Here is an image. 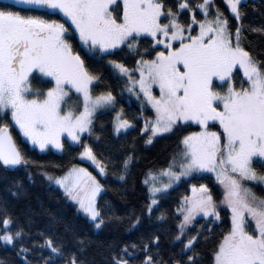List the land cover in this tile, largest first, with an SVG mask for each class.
Instances as JSON below:
<instances>
[{
    "label": "snow or ice",
    "instance_id": "6c2138e0",
    "mask_svg": "<svg viewBox=\"0 0 264 264\" xmlns=\"http://www.w3.org/2000/svg\"><path fill=\"white\" fill-rule=\"evenodd\" d=\"M242 2L226 0L238 22L233 25L219 7L212 10L214 0H0V168L9 171L32 163L13 138L14 125L41 152H63L66 136L82 146L81 160L91 161L107 176L109 164L82 143V136L93 135L95 113L114 107L116 97L111 91L93 95L92 86L101 78L90 62L125 46L140 56L135 68L108 63L155 112L154 119L144 121L142 132L150 133L145 143L189 122L200 129L183 136L167 167L145 175L147 218L174 183L212 173L224 189L220 204L230 212V227L213 250L212 264H264V197L254 191L264 187V59L244 46L245 32L264 33V26L245 28ZM18 5L26 7L16 10ZM36 11L40 14H28ZM60 14L63 20L53 18ZM77 37L80 50L73 43ZM33 82L50 86L34 89ZM71 90L82 97V110L62 107ZM133 127L121 110L115 134ZM134 159L129 153L120 163V181L126 180ZM112 169L115 173L117 165ZM45 175L79 206L94 229L112 221L97 204L103 186L87 168L73 166L61 177ZM6 191L7 196H0V247L10 249L13 257H0V264H94L85 255L86 238L73 237V243L51 228L33 233L30 218L24 224L14 216L11 199L23 195L21 181ZM191 191L177 208L183 219L172 244L179 245L178 252L165 259L160 232L152 231L114 248L107 264H200L196 246L202 233L188 235L186 228L197 215L219 221L221 212L207 184H193ZM157 219L166 222L167 217L161 213ZM141 222L136 216L132 227Z\"/></svg>",
    "mask_w": 264,
    "mask_h": 264
},
{
    "label": "trees",
    "instance_id": "16d2710c",
    "mask_svg": "<svg viewBox=\"0 0 264 264\" xmlns=\"http://www.w3.org/2000/svg\"><path fill=\"white\" fill-rule=\"evenodd\" d=\"M172 2L173 0H168L169 4ZM196 2L198 0H192V3ZM216 7L225 13L231 24L238 23L232 19L225 0H214L212 10L214 11ZM241 11L245 14L243 20L245 28L264 26V0H244ZM28 14L39 15L40 12ZM53 18L64 19L61 15ZM197 18H202L199 13H197ZM182 19L186 20L188 17L184 16ZM245 36L247 40L244 46L254 56L264 59V33L246 31ZM73 43L74 47L80 50L78 37ZM145 47H147V42L141 45L140 51L143 52ZM145 58L150 59L151 57ZM139 59L140 56L130 53L125 46H122L114 50V55L90 62L91 71L101 78L92 86L93 95L111 91L116 97L114 107L108 106L94 116L93 135L82 136V143L91 145L98 159L109 164L108 175L99 178L103 191L97 199L101 210L112 217V221L105 227L99 231L94 229L88 218L76 209L58 187L52 186L45 175L47 173L52 176H61L77 165H84L93 170L86 161L80 159L79 154L83 149L81 145L64 142L63 152L53 150L41 152L31 147L13 125L10 127L13 138L32 163L27 168L20 166L9 171L0 168V196H7L6 189L11 187L16 180L24 185L23 195L19 199H11L10 207L14 216L24 224L30 218L33 233L51 228L66 241H73V237L86 238L89 246L85 255L94 264H107L110 252L114 248L125 242H135L141 234L152 231L160 232L163 255L167 259L170 252L179 251V245L172 244L173 237L178 232L177 208L182 198L190 193L192 185L207 184L218 205L223 196L221 187L209 174H203V178H199L198 174L197 179L182 178L177 185L158 197L159 207L154 210L150 220L147 218L146 212L143 211L144 206L149 202L148 190L143 184L145 175L149 171L158 172L161 168L167 167L172 155L178 151L179 142L183 136L198 131L199 126L193 123L177 126L172 132L155 137L152 144L145 143L147 134L142 132L143 122L145 118L153 116V111L149 105L144 103L142 95L138 99L133 92L127 91L126 78L118 74L108 63L109 60H115L125 64L127 68H135L136 61ZM240 76L242 73L238 74V80ZM48 86L50 85L33 82L34 89L46 91ZM70 93L72 97L79 100L75 93ZM121 110L122 118L130 120L134 127L117 136L113 131L114 120L115 115L121 113ZM213 130H218V125ZM96 137L100 139L97 140ZM129 153H132L135 159L129 167L126 180L120 181L117 178L119 165ZM113 164L117 165L115 173L112 169ZM29 173L32 175V180L28 179ZM261 191L264 197V190ZM219 210L221 212L219 221L212 217L200 216L187 229L186 234L188 235L202 233L196 246L200 264H212L213 250L222 239V233H226L230 227L228 211L221 208ZM161 213L167 217L166 222L157 219ZM136 216H140L142 222L133 228L132 224ZM117 217L120 219L116 220ZM73 243H69L68 247L72 248ZM0 257L11 259L13 253L10 249L0 247Z\"/></svg>",
    "mask_w": 264,
    "mask_h": 264
},
{
    "label": "rangeland",
    "instance_id": "374dc122",
    "mask_svg": "<svg viewBox=\"0 0 264 264\" xmlns=\"http://www.w3.org/2000/svg\"><path fill=\"white\" fill-rule=\"evenodd\" d=\"M226 1V0H225ZM244 1V0H243ZM230 11V10H229ZM61 16H62V14H60ZM198 30V29H197ZM115 69V68H114ZM129 69H133V68H129ZM115 71L118 73V74H120V72H119V70H117V69H115ZM121 75V74H120ZM121 76H123V75H121ZM123 77H125L126 78V83H127V77L126 76H123ZM134 78L135 79H138L139 78V73L137 72V73H135L134 74ZM127 91H129L128 90V84H127ZM137 92L139 91L138 90V88H137V90H136ZM158 89H154V92H155V94H158ZM70 92H73V93H75V91L74 90H71V91H69V95L65 98V101H64V103H63V105H62V107L64 108V110L65 111H67V110H73V111H77V110H82V107H83V104H82V97H80L78 94H76L75 93V95L78 97V99L79 100H77V99H75V97H72L71 96V93ZM133 94L134 95H136V93H134L133 92ZM142 95V94H141ZM142 98L144 99V97L142 96ZM150 106V105H149ZM106 107H101L100 109H98L97 110V112L96 113H98V112H100L101 110H103V109H105ZM151 108V107H150ZM153 111V110H152ZM96 113H95V115H96ZM118 114V113H117ZM117 114L115 115V120H114V124H115V122H116V117H117ZM94 115V116H95ZM155 118V112L153 111V116L151 117V118H148V119H154ZM145 121V120H144ZM189 123H191V122H189ZM143 127H144V122H143ZM18 129V128H17ZM19 130V129H18ZM200 130V129H199ZM198 130V131H199ZM123 132V131H122ZM85 134H87V133H85ZM84 134V135H85ZM22 135V134H21ZM148 135H150V133H148L147 134V137H148ZM22 137H23V135H22ZM24 138V137H23ZM25 140H26V138H24ZM64 142H68V143H70V144H72V142L65 136L64 138ZM154 140V139H153ZM27 141V140H26ZM28 142V141H27ZM29 144H30V146L31 147H33L32 145H31V143L30 142H28ZM34 148H36L37 150H39L40 151V149L38 148V147H34ZM48 150H53V151H55V152H59V151H57L56 149H54V148H49ZM47 151V150H46ZM81 151H83V149L81 150ZM80 156V155H79ZM81 159V158H80ZM83 161H86L90 166H91V168L93 169V170H91L90 168H88V167H86V166H84V165H77V166H75V167H83V168H87L88 169V171L89 172H91L93 175H95L96 177H97V179L99 180V178L100 177H102V175H100L99 174V170L95 167V165H93L92 163H91V161H87V160H83ZM67 173V172H66ZM65 173V174H66ZM65 174H63V175H61V176H64ZM205 174H209V175H211V176H213L214 177V179H215V175L214 174H212V173H205ZM52 176V175H51ZM61 176H55V177H61ZM47 177V176H46ZM100 181V180H99ZM215 181H216V179H215ZM49 182H50V184L52 185V186H55V187H58L62 192H63V194L65 195V193H64V190L59 186V185H57V184H55V182L54 181H50L49 180ZM216 183L221 187V189H222V191H224V189H223V186L222 185H220L217 181H216ZM178 184V182L177 183H174L173 184V186H175V185H177ZM172 186V187H173ZM192 188V187H191ZM170 189V188H169ZM261 190H264V187H254V191H255V193L258 195V196H262L261 195ZM192 195V191L190 190V193L188 194V195H186V196H191ZM223 195V194H222ZM66 196V195H65ZM263 197V196H262ZM66 198L70 201V202H72L74 205H75V207H76V209L81 213V214H83L84 215V213L83 212H81L80 210H79V206L74 202V201H72V200H70L67 196H66ZM184 198V197H183ZM183 198H182V200H181V203L183 202ZM98 199V198H97ZM222 199H223V196H222ZM222 201V200H221ZM180 203V204H181ZM219 206V208H218V210L221 208V209H225V210H227L226 208H224L223 207V205H221V204H219L218 205ZM228 211V210H227ZM228 213H229V218H230V212L228 211ZM85 216V215H84ZM200 216H203V215H197L196 217H195V219L196 218H198V217H200ZM183 219V217L179 214V222H178V224L180 223V221ZM194 219V220H195ZM192 225V224H191ZM191 225H188L187 226V228H186V232H187V229H188V227L189 226H191Z\"/></svg>",
    "mask_w": 264,
    "mask_h": 264
},
{
    "label": "water",
    "instance_id": "95a60500",
    "mask_svg": "<svg viewBox=\"0 0 264 264\" xmlns=\"http://www.w3.org/2000/svg\"><path fill=\"white\" fill-rule=\"evenodd\" d=\"M4 3H13V0H4ZM26 6H23V5H18L17 6V9H23L25 8Z\"/></svg>",
    "mask_w": 264,
    "mask_h": 264
}]
</instances>
